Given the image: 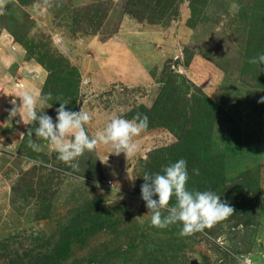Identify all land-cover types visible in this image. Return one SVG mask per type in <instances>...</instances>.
Here are the masks:
<instances>
[{
  "label": "rangeland",
  "instance_id": "rangeland-1",
  "mask_svg": "<svg viewBox=\"0 0 264 264\" xmlns=\"http://www.w3.org/2000/svg\"><path fill=\"white\" fill-rule=\"evenodd\" d=\"M259 53L264 0H5L0 264H264V72L249 63ZM23 91L51 93L37 112L54 122L59 102L88 112L90 137L117 117L148 126L135 155L100 144L71 167L27 136L35 123L10 117ZM180 159L189 191L235 210L187 237L179 223L152 227L141 198L143 175Z\"/></svg>",
  "mask_w": 264,
  "mask_h": 264
},
{
  "label": "clouds",
  "instance_id": "clouds-1",
  "mask_svg": "<svg viewBox=\"0 0 264 264\" xmlns=\"http://www.w3.org/2000/svg\"><path fill=\"white\" fill-rule=\"evenodd\" d=\"M4 3L5 0H0V7ZM45 3L47 4L48 0H45ZM249 63L264 72V53L250 58ZM50 99L51 93L37 97L28 91H23L12 99L10 117L18 116L19 113L25 125L35 123L34 131L30 128L27 136L34 135L37 139L47 141L58 153L57 158L60 161L76 167L74 161L86 151H94L100 144L111 146L117 156L121 153L127 158L135 155L134 138L148 126L147 116L137 114L131 120L114 118L103 130L97 131L94 137H90L85 125L91 120V116L82 108L79 112L68 111L67 105L59 102L60 107L56 110L55 122L45 112L38 113L37 107H42ZM258 103L264 104V97H261ZM20 135L24 136L23 133ZM29 147L35 149L37 145L29 140ZM193 172L199 175L198 169H193ZM142 178L145 183L141 185V198L148 209L147 215L151 216L152 227L163 229L179 223L182 225L179 235L187 237L213 228L235 212L233 207L226 201L222 202L221 197L212 191L187 189L189 176L187 162L184 159L165 167L163 174L145 173ZM173 198H175L174 205L170 204ZM245 264H252V261L246 260Z\"/></svg>",
  "mask_w": 264,
  "mask_h": 264
},
{
  "label": "trees",
  "instance_id": "trees-1",
  "mask_svg": "<svg viewBox=\"0 0 264 264\" xmlns=\"http://www.w3.org/2000/svg\"><path fill=\"white\" fill-rule=\"evenodd\" d=\"M212 106V104L211 103H209L208 104V107H211ZM188 126V123H186V126L185 127H187Z\"/></svg>",
  "mask_w": 264,
  "mask_h": 264
}]
</instances>
